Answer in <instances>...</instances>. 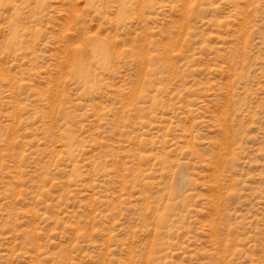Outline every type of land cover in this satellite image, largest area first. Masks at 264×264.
Instances as JSON below:
<instances>
[{
    "label": "rangeland",
    "instance_id": "1",
    "mask_svg": "<svg viewBox=\"0 0 264 264\" xmlns=\"http://www.w3.org/2000/svg\"><path fill=\"white\" fill-rule=\"evenodd\" d=\"M0 264H264V0H0Z\"/></svg>",
    "mask_w": 264,
    "mask_h": 264
}]
</instances>
